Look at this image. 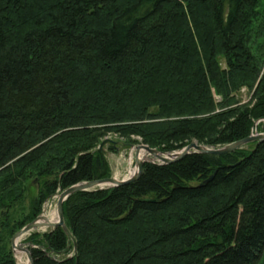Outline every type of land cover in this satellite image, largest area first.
<instances>
[{"label": "trees", "instance_id": "obj_1", "mask_svg": "<svg viewBox=\"0 0 264 264\" xmlns=\"http://www.w3.org/2000/svg\"><path fill=\"white\" fill-rule=\"evenodd\" d=\"M263 119L264 0H0V264L58 191L112 176L108 134L218 149ZM64 219L76 249L33 232L34 264H264V142L145 163Z\"/></svg>", "mask_w": 264, "mask_h": 264}, {"label": "water", "instance_id": "obj_2", "mask_svg": "<svg viewBox=\"0 0 264 264\" xmlns=\"http://www.w3.org/2000/svg\"><path fill=\"white\" fill-rule=\"evenodd\" d=\"M261 122H264L263 120H260L256 123V126H258ZM264 142V133H252L248 138L234 142L232 144L226 145L222 148L214 149V148H209L204 145H200L197 142H193L186 146L184 149L174 152V153H163L160 152L157 149L150 148L147 145H137L133 146L136 150L135 154V161H136V174L123 180H118L116 178L110 177V178H105L101 180H94L90 182H82L80 184H77L75 186H72L65 191L61 192L58 203H57V213L59 217V221L56 223H48L47 222V217L44 215L38 216L34 221L26 225L23 229H21L19 232H17L11 239V246L13 251H15V246H16V241L21 238L25 234H30V232L37 230V229H47V228H62L66 234L69 237V241L73 243L74 248L76 249L77 244L74 236L71 234L70 230L68 229L65 219H64V202L72 195L78 193V192H88V191H93V190H103V189H110V188H115V187H121L125 186L131 183L136 182L142 172L145 163H154V164H160V165H169L173 164L176 162L181 161L184 159L186 156L192 154V153H200V154H211V155H226L232 152L237 151L238 149H241L245 145L249 143H256L257 146L261 143ZM110 143L112 146L118 149L117 145L118 143L114 140H109L107 139L100 145V149H103L105 144ZM146 151L150 159L146 160H140L139 158V153L140 151ZM212 180V177L208 180L205 181L203 184H207ZM140 202L142 203H155V199L152 198H141L139 199ZM46 231H43L44 233ZM22 249L27 253L28 259H29V264H34L32 253H31V247L29 246L28 248L22 247Z\"/></svg>", "mask_w": 264, "mask_h": 264}, {"label": "rangeland", "instance_id": "obj_3", "mask_svg": "<svg viewBox=\"0 0 264 264\" xmlns=\"http://www.w3.org/2000/svg\"><path fill=\"white\" fill-rule=\"evenodd\" d=\"M245 98L247 99L246 93L244 94V99ZM254 133H256V131ZM257 133H259V134L264 133V122L262 123L261 130L257 131ZM107 139L114 140L118 143V145H117L118 149L116 148V152H111L108 150V146L111 145L110 143L105 144V146L103 147V149L106 151L107 159H108L110 167H111V172H112L111 177L116 178L118 180H123L125 178H128L131 174L130 172L132 170L136 169V161H135L134 157L131 156L132 151L135 150V148L133 146H137V145H141V144L146 145V144L140 143L137 145H133V146L131 145L130 146V145H128L127 142H125L124 139H122L121 137H119L116 134H108L105 138H103L102 143L104 141H106ZM244 147H242V148H244ZM149 159H150V157H149ZM36 181H37V179H35L34 181L29 182V183L36 184ZM61 192L62 191H58L53 197H51L50 199H48L46 201V203L43 205L42 213L40 215H44L45 217H51V214H53V212H55V211L57 212V203H58ZM31 195H34V191L31 192ZM25 205L28 206V202H25ZM43 231H46V229H37V230L30 232V234L27 235L25 240H23L21 242V246L24 248L25 247L28 248L29 246H31L30 243L26 242L28 237L33 232H40L41 233ZM13 253L15 255L17 264H19L15 251H13Z\"/></svg>", "mask_w": 264, "mask_h": 264}, {"label": "bare ground", "instance_id": "obj_4", "mask_svg": "<svg viewBox=\"0 0 264 264\" xmlns=\"http://www.w3.org/2000/svg\"><path fill=\"white\" fill-rule=\"evenodd\" d=\"M135 154H136V150L132 151L131 153V156L134 157L135 159ZM139 158L140 160H146V159H149V156L147 154L146 151L142 150L140 151L139 153ZM136 171L137 169L135 170H132L130 173V176H133L136 174ZM128 177V178H129ZM127 179V178H125ZM59 221V217H58V213L55 211L53 212V214H51V217H47V222L49 223H56ZM28 234H25L23 235L21 238H19L17 241H16V246H15V253H16V257H17V260H18V263L19 264H29V259H28V255L27 253L22 249V246H21V242L23 240H25V238L27 237Z\"/></svg>", "mask_w": 264, "mask_h": 264}]
</instances>
